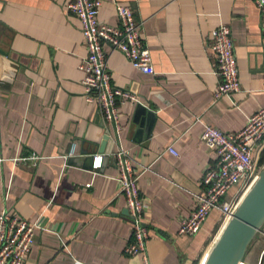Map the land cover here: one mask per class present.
I'll use <instances>...</instances> for the list:
<instances>
[{"label":"crops","instance_id":"crops-1","mask_svg":"<svg viewBox=\"0 0 264 264\" xmlns=\"http://www.w3.org/2000/svg\"><path fill=\"white\" fill-rule=\"evenodd\" d=\"M70 1L0 0V212L38 227L24 264L143 263L125 252L132 225L113 156L120 148L139 163L138 187L151 203L150 262L202 264L222 226L220 212L195 236L180 234V222L195 209L215 160L201 140L205 125L238 132L264 107L261 11L253 0H102L99 19L112 26L119 25L117 3L132 8L155 69L139 71L104 43L112 84L139 99L118 106L117 128L85 99L80 65L88 48ZM221 24L231 27L242 90L215 100L219 76L208 39ZM138 103L151 115L136 119ZM106 134L108 156L96 169ZM259 232L252 248L261 264L264 226Z\"/></svg>","mask_w":264,"mask_h":264},{"label":"built area","instance_id":"built-area-1","mask_svg":"<svg viewBox=\"0 0 264 264\" xmlns=\"http://www.w3.org/2000/svg\"><path fill=\"white\" fill-rule=\"evenodd\" d=\"M253 1L261 11L264 34V0ZM101 5L102 0H72L67 7L70 13L80 19L88 48V54L80 65V69L85 72V99L97 104L99 114L105 122L113 123L119 128L118 106L127 101L138 102L139 99L131 90L112 84L104 43H109L112 49L122 51L139 71L153 75L155 69L151 51L142 36L141 24L137 22L132 8L117 3L119 25L112 26L100 21ZM208 47L215 56L214 73L219 76L214 99L240 92L242 88L239 66L231 27L221 24L212 29ZM201 140L215 152V160L204 172L201 181L203 188L196 195L195 209L180 222L179 233L187 236L198 234L214 210L220 212L223 227L233 217L244 195L258 179L264 168V162H261L264 150V107L253 113L245 127L238 132H224L206 124ZM167 150L178 154L173 146H169ZM75 152L76 144L66 157L74 156ZM105 154L107 153L94 155V168L102 165ZM113 156L119 169V193L126 197L132 225V237L125 252L129 255H140L142 264H152L146 253L150 237L148 213L151 203L138 187L135 169L139 163L122 148L113 153ZM29 158L36 163L40 157L32 155ZM234 188L235 192L228 198V193ZM37 228L33 222L12 216L5 210L1 211L0 264H24L34 245ZM261 264H264V257Z\"/></svg>","mask_w":264,"mask_h":264},{"label":"water","instance_id":"water-1","mask_svg":"<svg viewBox=\"0 0 264 264\" xmlns=\"http://www.w3.org/2000/svg\"><path fill=\"white\" fill-rule=\"evenodd\" d=\"M149 115H151L149 108L138 103L136 119ZM108 141L109 134H106L98 148L99 153H105ZM263 225L264 168L261 170L258 179L244 195L233 217L219 231L202 264H241Z\"/></svg>","mask_w":264,"mask_h":264},{"label":"rangeland","instance_id":"rangeland-1","mask_svg":"<svg viewBox=\"0 0 264 264\" xmlns=\"http://www.w3.org/2000/svg\"><path fill=\"white\" fill-rule=\"evenodd\" d=\"M222 224V223H221ZM264 226V225H263ZM220 228V229H219ZM218 228V230L220 231L221 230V228L222 227H219ZM263 238V236L261 235V233L260 232H258L257 234H256V237L254 238V240H253V242L251 243V245H250V250L248 249V251H247V253H246V256H245V258H246V260L247 261H249V262H252L253 264L255 263V264H258V262L259 261H257L258 259H257V256H258V248L257 249H253L252 248V245L254 244H256V242H258L260 239H262ZM257 259V260H256Z\"/></svg>","mask_w":264,"mask_h":264},{"label":"trees","instance_id":"trees-1","mask_svg":"<svg viewBox=\"0 0 264 264\" xmlns=\"http://www.w3.org/2000/svg\"><path fill=\"white\" fill-rule=\"evenodd\" d=\"M261 162H264V150H263L262 155H261Z\"/></svg>","mask_w":264,"mask_h":264},{"label":"bare ground","instance_id":"bare-ground-1","mask_svg":"<svg viewBox=\"0 0 264 264\" xmlns=\"http://www.w3.org/2000/svg\"><path fill=\"white\" fill-rule=\"evenodd\" d=\"M208 252H209V250H208ZM208 252H207V253H208Z\"/></svg>","mask_w":264,"mask_h":264}]
</instances>
